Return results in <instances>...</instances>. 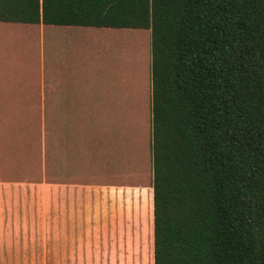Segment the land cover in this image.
Returning <instances> with one entry per match:
<instances>
[{"label":"trees","instance_id":"trees-1","mask_svg":"<svg viewBox=\"0 0 264 264\" xmlns=\"http://www.w3.org/2000/svg\"><path fill=\"white\" fill-rule=\"evenodd\" d=\"M0 23L149 30L153 264H264V0H0Z\"/></svg>","mask_w":264,"mask_h":264},{"label":"crops","instance_id":"crops-1","mask_svg":"<svg viewBox=\"0 0 264 264\" xmlns=\"http://www.w3.org/2000/svg\"><path fill=\"white\" fill-rule=\"evenodd\" d=\"M38 26L43 88L47 69L53 101L44 91L42 181L0 180V264H153L152 186L131 174L119 121L105 129L100 112L109 109L98 102L107 97L56 87L76 78V66L92 65L75 56L84 45L124 29ZM67 114L81 116L68 125Z\"/></svg>","mask_w":264,"mask_h":264},{"label":"rangeland","instance_id":"rangeland-1","mask_svg":"<svg viewBox=\"0 0 264 264\" xmlns=\"http://www.w3.org/2000/svg\"><path fill=\"white\" fill-rule=\"evenodd\" d=\"M120 32L122 37L96 38L90 40L86 47L84 45L75 56L83 57L81 63L91 61L92 65L76 66V78L56 87L65 90L81 88L91 98L107 97L104 98L107 102H98L109 109L100 112L104 114L100 117L105 120V129L111 132L119 121L124 145L123 158L129 162L131 174L147 175L152 185L150 172L147 174V167H152L150 31L124 29ZM11 37V40L5 39ZM5 41L11 42V46L6 48L7 53L11 50L13 53L8 55L4 52L3 55L0 46V180L40 182L41 102L44 91L46 103L53 102L48 93L50 78L47 69L43 88L41 27L0 23V44ZM86 41L83 40V43ZM124 45L129 51L122 58L120 47ZM130 52L132 57L139 56L141 60L142 92L138 105L131 98L128 83L123 85L121 82L130 72ZM84 58L89 60L85 61ZM60 72L70 73L72 70L61 69ZM80 116L77 115L78 118ZM73 118L76 117L67 114L70 120L68 125H73ZM48 128L52 130L54 127L46 120L47 136ZM67 128L71 129L69 126ZM138 179L137 183H140Z\"/></svg>","mask_w":264,"mask_h":264}]
</instances>
